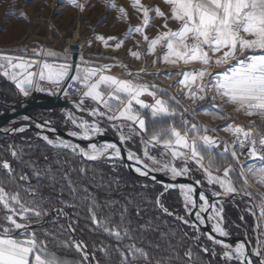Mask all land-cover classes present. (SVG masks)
Listing matches in <instances>:
<instances>
[{"label":"snow or ice","instance_id":"6c2138e0","mask_svg":"<svg viewBox=\"0 0 264 264\" xmlns=\"http://www.w3.org/2000/svg\"><path fill=\"white\" fill-rule=\"evenodd\" d=\"M68 2L82 13L87 10L88 0ZM103 2L107 10L118 14V19L129 22L125 7L118 6L115 0ZM163 4L167 11L159 5L131 0L140 23L129 26L124 39L104 35H95L94 39L106 49L119 51L125 40L138 34L142 39L136 41L137 49L142 43L147 47L144 52L129 50L131 57L140 61L151 56L153 66L159 62L173 66L175 71L150 72L146 63L133 70L114 57L95 56L90 60L83 55V46H77L81 52L79 63H73L67 55L68 48L58 52L39 42L0 50V76L10 81L21 96L28 98L38 92L62 96L72 104L63 116L64 135L57 134L58 128L51 120L41 122L28 115L22 119L29 123L4 131L25 133L34 126L39 130L37 138L48 146L78 156L81 166L69 168L62 177L70 195L78 189L68 173L87 175L84 162L106 163L113 170L123 165L139 177L162 185L155 207L162 215L191 229V234L183 235L197 242L202 254H218L200 242L204 237L222 250L219 258L224 264H264V192L252 190L253 182L264 187V0H163ZM20 16L27 19L23 11ZM157 18L162 21L159 25L155 23ZM152 28L156 31L150 37ZM92 43L89 40L87 46ZM158 49H162L160 55ZM114 68L126 75L113 74ZM161 76L180 79L176 85L161 86ZM172 87L182 92V98L170 90ZM194 105L202 107L194 109ZM229 106L232 111H225ZM240 114L259 118V124L255 119L247 123L235 119ZM199 116L226 123L211 127ZM109 130L116 134L117 141L99 142L98 138ZM221 132L229 138L221 136ZM8 150L17 162L26 155L14 145H9ZM28 163L32 178L38 182L51 172ZM63 163L67 165L68 159ZM0 169L7 174L8 183L17 185L10 189L0 180V264H69V258L60 255L57 248L72 249L80 255L79 260L72 258V264H100L96 252L89 251L88 244L72 235L78 220L68 217L65 208L78 205L63 199V188L54 201H46L28 174L16 172L9 160H0ZM194 173L201 178L193 179ZM157 174L169 177L170 182L158 180ZM143 187L148 188V184ZM172 189L180 193L183 214L163 203L165 192ZM228 197L248 198L246 203L251 207L247 211L255 217V243L225 239L231 236L224 215V199ZM98 208L95 200H88L90 230L117 241L113 250L120 264H173L172 258L155 259L137 246L130 221L126 222L127 207L118 224L99 214ZM142 211L137 205L136 215ZM53 213L68 219L66 231L71 239L57 241L56 234L49 231L38 234L41 221ZM125 240L130 242L123 244ZM98 251L105 256L111 254L109 246L103 244ZM183 258L184 264H199L191 248L185 249Z\"/></svg>","mask_w":264,"mask_h":264},{"label":"trees","instance_id":"16d2710c","mask_svg":"<svg viewBox=\"0 0 264 264\" xmlns=\"http://www.w3.org/2000/svg\"><path fill=\"white\" fill-rule=\"evenodd\" d=\"M159 83L163 85L161 82ZM23 99L24 97L20 95L12 83L0 76V115L7 112V108L2 104L15 105ZM65 112L59 109L52 111L34 110L32 114L40 121L50 117L54 126L59 130L66 131L63 123ZM235 119L240 120L236 117ZM256 120L259 124V119ZM9 145H14L26 153L22 162H17L11 157L8 150ZM45 156H47V160ZM66 158L69 161L67 165L63 163ZM3 159L9 160L16 172L28 174L31 178V184L39 187L46 201H54L61 188L64 189L63 199L78 205L75 208H65L68 217H71L73 221L78 220L77 231L72 235L88 244L89 251L96 252V259L100 261V264H120L118 253L113 250L117 241L101 232L90 230L86 209L88 200H95L99 206V214L109 216L117 224L120 222V214L123 208L127 207L129 211L126 214V222L130 221V227L134 230L132 235L137 246L145 248L155 259L172 258L173 264H184L183 253L185 249L191 248L193 256L199 259V264H224L219 258V253L222 251L219 246L213 245L219 252L215 257L202 254L197 247V242L183 235L184 232L191 234V229L184 228L172 217L162 215L159 209L155 207L154 200L162 191L161 184L137 178L130 174L123 165H120L117 170H113L106 163L84 162V166L88 169L87 175L82 176L78 171L68 173L78 189L75 195H70L67 189V181L62 177L69 168L78 169L81 166L80 158L51 148L37 138L36 131L28 130L25 133L10 135L0 134V160ZM28 162H33L41 170L51 169V172L47 174L44 180L38 182L32 178V169ZM194 177L201 178L199 173H194ZM0 180H3L10 189L17 187L16 184L8 183L7 174L2 169H0ZM19 184L26 186L23 185V182H19ZM144 184H148V188H144ZM85 188L87 191H84ZM247 199V197L243 199L237 197L234 200H227L224 215L232 238L242 237L255 243L256 237L253 232L255 217L247 211L251 207L250 204L246 203ZM162 200L170 210L183 214L182 200L178 189L167 190ZM137 205L144 209L140 216L136 215ZM55 206L58 207L59 205L56 204ZM256 211L258 212L259 209ZM241 216L244 217L243 221L240 220ZM67 224L68 219L65 216L55 217L53 213L41 221L38 234L42 235L43 231H49L56 234L57 241L71 239L72 237L66 231ZM129 242L125 240L122 243L127 244ZM200 242L205 246L212 245L204 237L201 238ZM101 244L109 246L111 253L109 256L98 251ZM56 251L60 255L68 257L69 264H72L73 257L76 260L80 259V255L72 249L57 248Z\"/></svg>","mask_w":264,"mask_h":264},{"label":"rangeland","instance_id":"374dc122","mask_svg":"<svg viewBox=\"0 0 264 264\" xmlns=\"http://www.w3.org/2000/svg\"><path fill=\"white\" fill-rule=\"evenodd\" d=\"M115 1H119L124 6H131V0ZM81 2H84V0H81ZM142 2L148 6L159 5L162 9L167 11V6L163 4V0H142ZM105 8L106 6L103 0H88L87 10L83 13L72 7L68 0H0V50L21 47L26 44L35 45L39 42L40 44L52 47L58 52L63 51L67 45L66 41L74 33L76 28L75 23L78 20V22H82L83 20V22L85 21V27L82 31L84 33L83 42L86 43V53L84 56L87 59L91 60V58L95 56L114 57L127 64L133 70H138L139 68L145 66V63L148 71L150 72H171L176 70L173 66L162 65L159 62L156 66H153V58L151 56H147L140 61L131 57L129 50H139L144 52L147 47L146 43H142L137 49L136 41L142 39L138 34H136L132 39L125 40L124 47L119 51H114L112 48H104L101 42L94 39L95 35H104L105 37L114 36L119 39H124L128 30L110 28L114 24H108V29H101L103 26V23L101 26V21H103L101 18L103 19L104 17L103 9ZM21 11L26 13L27 19L21 18ZM136 16L139 19V15ZM131 18L132 15H129V21H131ZM134 21H136V17H134ZM155 21L157 22L159 19L157 18ZM171 27H175V24H172ZM155 31L156 30H149V36L151 37L155 35ZM89 40L93 41L91 47L87 46ZM161 51L162 49H158L157 55H160ZM92 62L111 64L115 61L93 60ZM188 67H192V65H189ZM113 74L122 77L126 75V73L119 68H114ZM179 79L180 77L178 76L172 78L171 80L165 79L161 76L158 78V81L163 84L161 86H172L176 85ZM170 90L175 93L178 98H182V92L178 88L172 87ZM184 101L186 100H182V102ZM46 120H50V117H46ZM244 122L247 123L246 121ZM205 123L211 127L218 128L221 126L220 124L216 125L208 120H205ZM109 133L110 135H108ZM106 135L117 138L116 134L111 130H109ZM225 135L229 138L227 134ZM134 147L139 146L136 145ZM193 179L196 178L193 176ZM252 189L256 192H264V187L255 184V182L252 183ZM229 198L230 197L224 199V208L226 206L225 202L227 200H231ZM207 246L215 249L213 245ZM217 253L219 252L217 251Z\"/></svg>","mask_w":264,"mask_h":264},{"label":"water","instance_id":"95a60500","mask_svg":"<svg viewBox=\"0 0 264 264\" xmlns=\"http://www.w3.org/2000/svg\"><path fill=\"white\" fill-rule=\"evenodd\" d=\"M77 58H78V55L76 54L72 56L73 63L78 62ZM2 105L7 108V112L0 115V134H4V135H10L9 132L11 129L19 127L23 124L29 123L28 121H24L22 119L23 116L25 115L33 117L35 120H39L35 115L32 114V111L34 110L52 111V110L59 109V110L69 111L72 109V104L69 102V100H63L62 96L47 97L43 95L42 93H39V94L33 93L30 97L23 99L22 101L18 102L15 105H5V104H2ZM5 129H8L9 132H5L4 131ZM29 130L36 131V132L39 131L34 126L31 127ZM15 134H18V133H15ZM57 134L64 135L65 131L58 129ZM98 139H99V142L101 143L105 141H108V142L117 141V138L112 137V136H107V135L100 137ZM127 163H131V162H127ZM126 169L128 170L130 174H132L133 176L137 178L151 181L150 179L139 177L137 174H135L133 171H131L128 168ZM157 179L162 180L164 183L170 182L169 177L164 176L162 174H157ZM187 182H191V181H187ZM229 199H232V198L230 197ZM204 230H208V229H204ZM225 239H227L228 242H232V243H237V242L246 240L245 238H242V237H237V238L230 237V238H225Z\"/></svg>","mask_w":264,"mask_h":264},{"label":"crops","instance_id":"0c3cea01","mask_svg":"<svg viewBox=\"0 0 264 264\" xmlns=\"http://www.w3.org/2000/svg\"><path fill=\"white\" fill-rule=\"evenodd\" d=\"M115 2L117 3L118 6H123V7H125L128 10L129 15H132L131 21H129L128 23H125V22H123V21H121L120 19L117 18L118 14L115 11H109V10H107V8H105V9H103L104 17H103V19L101 18V20H103V21H101V26H102V23H103V26L101 27V29H108V27H109L108 24H114L110 28H114V29H128L129 26H133L134 27L135 24L137 25V24L140 23L138 17L136 16V15H139V14L136 13L135 10L131 6L130 7L124 6L119 1H115ZM134 17H136V21H134ZM104 21H105V25H104ZM155 23L157 25H159L160 23H162V21L161 20H159L157 22L155 21ZM151 30H155V28H152ZM62 42H63V39H62ZM215 71H223V69H215ZM147 99H149V102H150V98H147ZM200 107H202V105L197 107L196 109H198ZM225 111L231 112L232 109L229 106V107H227L225 109ZM202 117H203L204 120L211 121V122L215 123L216 125H219V124L222 125L225 122V121H213L212 118L209 117V116H202ZM236 118H242V119H240V121L244 120L246 122H248L249 119H255V120L259 119L257 117L249 118V117H246V116H244L242 114L236 115Z\"/></svg>","mask_w":264,"mask_h":264},{"label":"bare ground","instance_id":"6f19581e","mask_svg":"<svg viewBox=\"0 0 264 264\" xmlns=\"http://www.w3.org/2000/svg\"><path fill=\"white\" fill-rule=\"evenodd\" d=\"M79 21V20H78ZM76 22V28L74 30V33L72 34V36L66 41L67 45L66 48L69 49V52H76V48L77 46H83L86 47V43L83 42L84 38L83 35L84 33L82 32L84 30L85 27V21L82 22ZM86 51H83V55H85ZM81 52L79 51V56H80Z\"/></svg>","mask_w":264,"mask_h":264},{"label":"built area","instance_id":"2783aa9c","mask_svg":"<svg viewBox=\"0 0 264 264\" xmlns=\"http://www.w3.org/2000/svg\"><path fill=\"white\" fill-rule=\"evenodd\" d=\"M79 51H80V50H79L78 48H76V52H68L67 55H68L69 57L72 58V56H73L74 54H76V55H78V57H79ZM83 51H86V47L83 48ZM77 63H79V60H78ZM33 93H37V94H39L38 92H33ZM33 93H32V94H33ZM42 94H43V93H42ZM43 95H45V96H47V97H53V96H49V95H47V94H43ZM62 99H63V100H68V99L63 98V97H62ZM182 103L187 104L188 101H187V102L184 101V102H182ZM199 106H201V105H194L193 107L196 109V108L199 107ZM198 119H199L201 122L205 123V120L203 119L202 116H199ZM205 124H206V123H205ZM220 135L223 136V137H225V138L227 139L225 133L221 132Z\"/></svg>","mask_w":264,"mask_h":264}]
</instances>
